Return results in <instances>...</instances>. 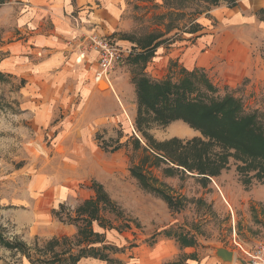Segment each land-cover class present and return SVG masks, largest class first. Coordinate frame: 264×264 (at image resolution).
<instances>
[{
	"label": "rangeland",
	"instance_id": "1",
	"mask_svg": "<svg viewBox=\"0 0 264 264\" xmlns=\"http://www.w3.org/2000/svg\"><path fill=\"white\" fill-rule=\"evenodd\" d=\"M169 9L180 10L183 14H168L162 19L159 15ZM226 9L230 8L225 3L210 7L201 0H171L169 3L166 0H134L130 2L126 15L132 21L128 36L132 44L141 45L150 34L164 33L168 23H171L170 32L165 34L168 41L166 45L179 42V48H184L186 43L192 42V35L195 36L199 31L206 29L214 34L221 26L228 24L230 18L220 14L221 10ZM204 14H207V20L198 24L199 20L204 19ZM197 27L196 33L190 31ZM6 28L12 29L9 24L0 26V46ZM247 32L244 36L250 39L254 53H260L264 61V35L257 34L252 28ZM132 51L133 54L137 53L134 48ZM119 68L131 76L124 87L128 101L124 107L119 106L122 120L114 130L107 132L101 129L93 138V151L86 145L85 153L82 154L86 160L81 161L89 175L87 179L83 177L81 180L86 182L93 179L92 185L103 183L101 185L115 203L116 210L104 212V228L116 230L123 237L132 235L135 239L130 246L133 247L137 246L136 242L152 246L162 239L175 241L181 252L176 255L174 264H185L190 259L189 254L184 253L187 248L181 246L179 237L196 241L190 253L197 262L201 260L202 263L216 248H224L236 254L242 264H252L247 253L252 255L259 245L264 244V175L257 177L259 168L255 167L256 163L250 160L252 164L249 165L250 161L246 163L236 157H229L220 175L210 181L201 180L192 173L170 176L165 172L170 166L163 163L156 166L150 158L144 164L146 154L142 148H136L134 141L135 138L141 139L144 145V140L135 129L137 95L132 79L142 73L153 81L170 77L177 82L182 77L180 72L183 67L177 63L170 67V72L169 67L167 70L157 66L148 69V64L135 65L126 58ZM201 71L218 89L216 97L222 99L226 95L233 96L241 102L246 115L256 114L260 124H264V76L256 80L245 78L240 85L231 88L222 84L218 77H210L204 70ZM109 76L101 80L104 82L99 88L101 92L109 90L108 78H113ZM23 85L19 78L0 76V236L7 243L20 244L19 249H11L0 243V264H69L67 254L74 249L70 242L61 241L52 245L55 240L46 242L42 238H34L29 241V229L20 230L15 221L16 216L20 215L17 213L14 216V212L26 208L24 200L32 180L30 175L38 172L60 175L61 171V162L52 160L48 154L53 131L39 126L33 129L26 115L21 113L20 90ZM91 116L86 115L83 120ZM105 123V120H101L96 128ZM148 133L159 142L173 139L183 142L206 140L200 132L182 121L168 126L154 125ZM105 136L111 138L103 140ZM119 149L123 151L113 157L112 153ZM208 149L210 156L207 157L213 162L221 161L219 158L225 155V151L219 147ZM133 167H141L150 181H156L158 187L179 199L183 205L181 209H170L161 198L143 189L131 175ZM90 170L94 173L90 174ZM89 185L83 184L81 188ZM76 210L68 201L66 212L61 209L58 212L65 218L68 211Z\"/></svg>",
	"mask_w": 264,
	"mask_h": 264
},
{
	"label": "crops",
	"instance_id": "2",
	"mask_svg": "<svg viewBox=\"0 0 264 264\" xmlns=\"http://www.w3.org/2000/svg\"><path fill=\"white\" fill-rule=\"evenodd\" d=\"M130 2L134 0H8L0 6V26L12 27L11 30L6 28L1 38L0 76L16 77L24 83L20 90L21 113L26 115L33 129L39 126L53 131L48 154L52 160L61 162L60 175L42 172L30 175L32 180L24 200L26 208L15 211L14 216L17 213L20 216L14 219L20 230L29 229V241L42 238L46 242H70L74 249L67 255L79 249L76 245L80 239L79 228L60 222L53 212L59 211L61 206L66 212L68 201L78 209L95 197L91 189L93 179L81 180L89 177L81 163L86 160L82 154L86 145L93 146V138L101 129L114 130L122 120L119 106L124 107L128 101L124 87L131 77L116 69L109 76L113 78H108L109 90L101 92L95 80L100 71L97 54L85 50L80 43L83 37L96 33L124 49L138 47L128 36L132 26V21L126 18ZM237 3L235 8L221 10L220 14L230 19L216 33L206 29L199 31L184 48H179V42L159 46L148 69L157 66L167 70L169 67L170 72V67L179 63L187 71L204 70L231 88L240 85L245 78H262L264 61L260 53H254L250 39L244 35L251 28L264 35V23L257 19L264 0H237ZM207 14L198 24L207 20ZM86 115L92 116L83 120ZM101 120L106 121L105 125L96 128ZM109 138L111 136H105L103 140ZM90 149L93 151V147ZM122 151L119 149L112 156ZM83 184L90 185L81 188ZM67 213L73 218L76 216V211ZM92 230L101 235L103 241L95 247L112 245L123 249L110 256L114 264H172L181 252L176 242L169 239L159 240L152 246L136 242L137 246L133 247L130 244L135 238L130 234L123 237L98 222L93 223ZM191 250V247L184 250L190 256L185 264H199L201 260L197 262ZM78 264L110 263L84 258ZM200 264L242 263L236 254L231 263L223 262L211 252Z\"/></svg>",
	"mask_w": 264,
	"mask_h": 264
},
{
	"label": "trees",
	"instance_id": "3",
	"mask_svg": "<svg viewBox=\"0 0 264 264\" xmlns=\"http://www.w3.org/2000/svg\"><path fill=\"white\" fill-rule=\"evenodd\" d=\"M7 1L0 0V6ZM170 1L166 0L167 3ZM201 1H205L210 7H218L221 3H225L229 8H235L238 4L237 0ZM180 12L169 9L159 16L165 19L168 14L175 16L183 14ZM257 17L264 23V8L257 12ZM169 26L173 25L168 23L164 33H152L143 44L137 45L138 47L134 48L137 53H132L128 57L130 61L135 65L143 66L151 62L156 49L168 43L165 34L170 32ZM198 27L190 31L196 33ZM180 73L182 77L177 82L170 77L162 81H153L142 73L132 79L137 95L135 129L144 140L145 146L142 145L141 139L135 138L134 141L136 148H142L146 154L144 164L150 158L156 166L162 163L170 166L165 171L170 176L192 173L197 174L201 180L210 181L211 178L220 175L229 157H236L246 163L250 160L254 161L255 167L259 168L257 177L261 178L264 175V124H260L256 114L246 115L241 102L233 96L226 95L222 99L216 97L218 89L201 70L181 69ZM177 121L188 124L192 129L200 132L206 140L194 139L183 142L173 139L159 142L148 133L154 125L168 126ZM208 147H219L225 151V155L218 157L221 161H212ZM251 161L249 165L252 164ZM142 170L141 167L131 169L132 177L142 188L161 198L170 209L180 210L183 206L181 201L158 187L156 181H150L148 174ZM92 189L95 197L85 201L76 210L74 218L69 214L64 218L58 211L53 212L54 217L60 222L71 223L79 228L80 239L77 242L79 250L68 255L69 264H78L84 258H95L114 264L115 261L110 256L123 252V249L112 245L94 246L102 244L103 241L101 235L93 232V223L98 222L104 228L102 222L104 212L109 209L116 210V207L101 184L93 183ZM60 209L63 211L64 207L61 206ZM178 241L185 248L196 245L195 240L186 237H179ZM0 243L11 249H19L20 245L7 243L1 236ZM56 244L58 241H54L52 245Z\"/></svg>",
	"mask_w": 264,
	"mask_h": 264
},
{
	"label": "built area",
	"instance_id": "4",
	"mask_svg": "<svg viewBox=\"0 0 264 264\" xmlns=\"http://www.w3.org/2000/svg\"><path fill=\"white\" fill-rule=\"evenodd\" d=\"M81 47L97 54L100 71L96 75L99 83L104 77L113 73L121 63L132 53V49H124L110 38L102 37L96 33L83 37ZM252 264H264V244L259 245L251 255L247 253Z\"/></svg>",
	"mask_w": 264,
	"mask_h": 264
},
{
	"label": "water",
	"instance_id": "5",
	"mask_svg": "<svg viewBox=\"0 0 264 264\" xmlns=\"http://www.w3.org/2000/svg\"><path fill=\"white\" fill-rule=\"evenodd\" d=\"M101 82V83H100ZM100 85H99V88L102 86V84L104 82L100 81ZM214 254L217 258H219L220 260H222L223 262H233L234 260V253L227 250V249H224V248H216L215 251H214Z\"/></svg>",
	"mask_w": 264,
	"mask_h": 264
},
{
	"label": "bare ground",
	"instance_id": "6",
	"mask_svg": "<svg viewBox=\"0 0 264 264\" xmlns=\"http://www.w3.org/2000/svg\"><path fill=\"white\" fill-rule=\"evenodd\" d=\"M108 83V82H107ZM109 84V83H108ZM174 134H176V132H173Z\"/></svg>",
	"mask_w": 264,
	"mask_h": 264
}]
</instances>
